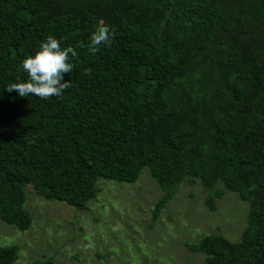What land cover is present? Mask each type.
Here are the masks:
<instances>
[{
	"label": "trees",
	"instance_id": "16d2710c",
	"mask_svg": "<svg viewBox=\"0 0 264 264\" xmlns=\"http://www.w3.org/2000/svg\"><path fill=\"white\" fill-rule=\"evenodd\" d=\"M98 25L110 45L91 54ZM49 34L72 46L60 96L21 97V62ZM163 192L201 182L216 210L225 190L249 203L240 242L187 244L202 264H264V0H0V219L32 225L25 187L80 210L99 179ZM224 187L221 190L220 186ZM18 247H0L13 264Z\"/></svg>",
	"mask_w": 264,
	"mask_h": 264
},
{
	"label": "rangeland",
	"instance_id": "374dc122",
	"mask_svg": "<svg viewBox=\"0 0 264 264\" xmlns=\"http://www.w3.org/2000/svg\"><path fill=\"white\" fill-rule=\"evenodd\" d=\"M96 187V197L80 210L27 185L31 227L21 231L0 219V247H18L13 264H202L207 255L187 244L209 235L237 243L247 227L248 202L225 190L212 211L200 181L183 183L157 220L163 192L149 168L134 183L101 178Z\"/></svg>",
	"mask_w": 264,
	"mask_h": 264
},
{
	"label": "clouds",
	"instance_id": "9594fccd",
	"mask_svg": "<svg viewBox=\"0 0 264 264\" xmlns=\"http://www.w3.org/2000/svg\"><path fill=\"white\" fill-rule=\"evenodd\" d=\"M112 40V32L108 25H98L91 33L88 51L95 54L101 45L108 46ZM62 40L49 34L41 41L34 55H28L21 62V69L28 74L27 80L10 83L4 89L16 90L21 97L37 96L47 99L60 96L70 87L71 81L64 80L65 73H71L73 64L69 62V54L76 56L72 46L62 47Z\"/></svg>",
	"mask_w": 264,
	"mask_h": 264
}]
</instances>
